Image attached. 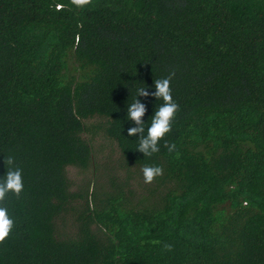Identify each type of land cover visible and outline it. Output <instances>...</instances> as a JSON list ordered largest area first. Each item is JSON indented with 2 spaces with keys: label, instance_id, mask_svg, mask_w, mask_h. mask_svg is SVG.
<instances>
[{
  "label": "trees",
  "instance_id": "16d2710c",
  "mask_svg": "<svg viewBox=\"0 0 264 264\" xmlns=\"http://www.w3.org/2000/svg\"><path fill=\"white\" fill-rule=\"evenodd\" d=\"M170 73L179 111L144 157L127 109L146 134L163 101L137 89ZM8 156L0 264H264V0H0V179Z\"/></svg>",
  "mask_w": 264,
  "mask_h": 264
},
{
  "label": "clouds",
  "instance_id": "9594fccd",
  "mask_svg": "<svg viewBox=\"0 0 264 264\" xmlns=\"http://www.w3.org/2000/svg\"><path fill=\"white\" fill-rule=\"evenodd\" d=\"M71 4L77 8H85L92 4L93 0H70ZM63 5H56V10L63 9ZM174 73H170L168 77L157 79L154 82L155 91L149 92L146 87L137 89V96L148 97L153 96L156 99L162 100L163 103L155 111L151 123L147 128L145 134V120L143 119L147 108L139 99L135 100L128 106L127 116L135 126L129 127L127 133L129 136H137L139 143L137 150L143 153L144 157H151L153 154L160 151V141L171 131L172 123L175 119L176 113L179 111V105L173 100L171 94L170 81ZM136 96V97H137ZM164 146L168 151H176L174 143L165 141ZM4 164L7 166V171L3 178L0 179V243H3L12 232L14 221L10 218L8 210L3 203L9 192L19 197L24 189L22 171L15 167L14 158L8 156L4 159ZM143 179L145 184H151L157 177L163 175V168L160 166H144L142 168ZM164 248L167 251L172 250L171 244H165Z\"/></svg>",
  "mask_w": 264,
  "mask_h": 264
},
{
  "label": "rangeland",
  "instance_id": "374dc122",
  "mask_svg": "<svg viewBox=\"0 0 264 264\" xmlns=\"http://www.w3.org/2000/svg\"><path fill=\"white\" fill-rule=\"evenodd\" d=\"M106 143L107 142L104 143L103 140L99 141L98 146L99 147L102 146L103 150L98 151V153H97L98 156L96 155L95 158L100 160V161H103V160L105 161L106 159H108L107 164L113 165L115 167L118 163L117 162L118 151L116 150L114 143H112V142H109L108 144H106ZM93 168L94 167L82 169V168L71 165V166H67L66 172H67L70 180L74 184V186H76V184L83 183L85 181L86 177H92Z\"/></svg>",
  "mask_w": 264,
  "mask_h": 264
}]
</instances>
